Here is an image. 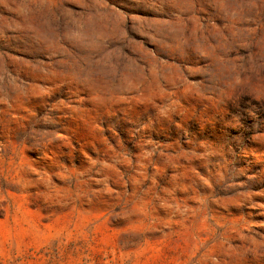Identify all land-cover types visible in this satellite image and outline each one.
Masks as SVG:
<instances>
[{
    "label": "rangeland",
    "instance_id": "obj_1",
    "mask_svg": "<svg viewBox=\"0 0 264 264\" xmlns=\"http://www.w3.org/2000/svg\"><path fill=\"white\" fill-rule=\"evenodd\" d=\"M0 264H264V0H0Z\"/></svg>",
    "mask_w": 264,
    "mask_h": 264
}]
</instances>
